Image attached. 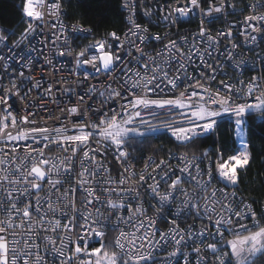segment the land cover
<instances>
[{"label":"snow or ice","instance_id":"snow-or-ice-1","mask_svg":"<svg viewBox=\"0 0 264 264\" xmlns=\"http://www.w3.org/2000/svg\"><path fill=\"white\" fill-rule=\"evenodd\" d=\"M71 6L22 0L23 31L0 26V264L264 262V209L240 194L264 0H119L126 30Z\"/></svg>","mask_w":264,"mask_h":264},{"label":"trees","instance_id":"trees-1","mask_svg":"<svg viewBox=\"0 0 264 264\" xmlns=\"http://www.w3.org/2000/svg\"><path fill=\"white\" fill-rule=\"evenodd\" d=\"M21 7L22 0H0V26L15 30L17 34L23 31ZM69 12L96 18L102 22V28L125 29L126 27L123 20L125 13L119 8V0H72ZM262 122H264V118L259 115H250L246 119L247 127L253 133L251 136L253 162L240 184V194L249 201L254 200L256 202L254 207L258 209H261L264 204V137H262L258 127ZM231 125L232 123L222 122L221 135L226 140L231 136ZM160 143L162 142L154 141L151 146L144 145L142 146V152H137L135 155L138 157L153 155L155 148ZM168 147H171V145H168ZM261 264H264V262H261Z\"/></svg>","mask_w":264,"mask_h":264},{"label":"built area","instance_id":"built-area-1","mask_svg":"<svg viewBox=\"0 0 264 264\" xmlns=\"http://www.w3.org/2000/svg\"><path fill=\"white\" fill-rule=\"evenodd\" d=\"M245 3H248L249 0H244ZM125 13V17L128 15L127 12H124ZM246 14V13H245ZM137 15H138V21L137 22H141L143 23L144 22V18L142 16V9L141 8H137ZM153 19H155V17H153ZM227 19L229 20H234L235 18L234 17H228ZM197 24H198V20L195 19V18H192V19H189V20H184L181 24H178L176 27L172 28L171 29V32L173 34H175L176 32H180L182 34L184 33H194L196 30H197ZM226 27V25L223 23V20H220V21H217L215 23V27L213 29V31L217 30V29H222ZM125 30H126V27H125ZM164 30V26L161 25L159 28H156V27H153L152 28V31L153 32H156V31H163ZM247 55V53H245ZM67 59L66 58H60L58 61H57V67H60L61 64L65 65V67L67 68ZM255 74V73H253ZM35 75L39 78L41 76V71L37 70ZM61 75H66V71L65 73H62ZM43 76L47 79V80H52L53 79V76L51 74V69L49 68H46L43 72ZM244 79H247V75L244 77ZM5 83H7V81H5ZM249 103H255V97H250L249 98ZM54 108V106H51ZM57 115H59V113H57ZM250 115H258L257 113H255L254 110H250L247 115H246V119L248 116ZM38 119H43V117H39ZM223 122H229V123H233L232 121L229 120V117L228 116H225L224 117V120ZM49 124L52 123V121H49L48 122ZM50 155L52 154H55V149L53 150L52 153H49ZM110 168L113 169V172H112V175L113 176H116L118 171H119V166L118 164L113 160L111 154H109L108 157L105 158V161H104ZM136 163V167L139 168L142 166V162L141 160L137 159L135 161ZM261 209H264V204L262 206ZM161 227H163V225H161ZM115 235V234H113Z\"/></svg>","mask_w":264,"mask_h":264}]
</instances>
